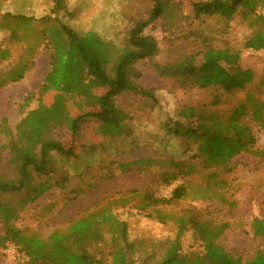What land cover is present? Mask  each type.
I'll return each mask as SVG.
<instances>
[{
	"label": "rangeland",
	"instance_id": "obj_1",
	"mask_svg": "<svg viewBox=\"0 0 264 264\" xmlns=\"http://www.w3.org/2000/svg\"><path fill=\"white\" fill-rule=\"evenodd\" d=\"M182 1L185 16L178 25L171 27L172 24L160 19L147 29L159 40V53L153 59L136 63L142 74L137 81L145 87H153L159 102L131 91L115 97L113 107L121 112L118 118L127 123L130 130L122 136L116 135L114 127L105 123L88 122L77 135L69 124L60 126L57 132L75 154L66 156L53 152L51 171L36 177V183H50V189L33 202H30L33 193L29 190L3 194L7 205L4 209L10 206L17 209L19 217L14 221L17 227L47 237L54 230L67 227L86 210L111 205L119 217L128 222L130 239L144 242L139 247V264H151L163 255L166 241L177 234L175 219L182 215L216 224L229 222L230 227L220 242L245 261L258 250H264V237L256 236L253 229L254 219L264 218V155L242 152L233 158L232 170L226 171L222 166L206 168L202 159L194 156L196 147L187 150L181 138L166 135L162 127L167 117H179L178 112L184 105L212 103L216 95H220L223 101L219 105H210V108L223 115L245 101L250 92L264 99V50L243 48L253 30L241 13L230 22L219 16L194 18L191 14L192 0ZM66 3L73 15L69 12H62L61 15L68 24L79 32L97 30L116 41L123 40L136 20L149 17L153 7L151 0H66ZM54 5L53 0H5L1 12L39 18L51 15ZM2 13L0 46L1 49L10 47L11 58L0 61V71L28 57V47L36 46L32 56L33 68L25 78L0 88V121L8 118L11 129L15 131L21 118L30 109L39 106L64 104L70 117L91 109L99 110V106L89 102V98L93 99L106 90L99 82L90 86L88 98L65 96L55 85L44 88L48 85L46 77L51 68L52 49L36 36V30L41 26L37 24L25 28L18 19H6ZM12 29L25 37L24 40L11 42L8 36ZM225 45L241 48L240 65L253 68L256 72L254 84L246 90L222 92L213 87H185L177 78L160 75L153 67L154 63L181 60L186 54H196L207 46ZM30 94H33L34 100L24 106L25 98ZM243 121L251 126L256 135V149L263 150L264 127L252 116H244ZM7 140V137H0L1 143ZM141 158L154 159L155 163L141 170L136 165L127 169L119 165L131 164ZM9 159L5 150L2 170L13 177L14 169L8 164ZM172 159L191 163L195 169L172 184H166L161 175L163 171L173 169ZM181 185L186 187V195L173 204L145 209L138 206L143 203L145 192L156 197H171L173 190ZM125 197H129L130 201L123 205ZM189 225L183 237L184 253L205 252L204 242L195 228ZM3 228L4 223L0 219V232ZM153 245L156 246L155 255L146 258L144 252L147 250L152 254ZM109 251V246L104 247V253ZM24 260V253L17 245L0 248V264H22Z\"/></svg>",
	"mask_w": 264,
	"mask_h": 264
},
{
	"label": "trees",
	"instance_id": "obj_2",
	"mask_svg": "<svg viewBox=\"0 0 264 264\" xmlns=\"http://www.w3.org/2000/svg\"><path fill=\"white\" fill-rule=\"evenodd\" d=\"M0 0V13L2 3ZM55 5L51 15L43 17L24 14L2 13V17L18 19L25 28L40 25L36 36L51 49L50 71L46 77L48 85L44 88L58 87L63 94L88 98L87 91L94 83L102 84L106 90L89 102L99 106V110H89L70 117L66 105L36 107L30 109L17 123L15 131L11 129L8 118L0 121V219L4 223L0 232V248L17 245L25 255L22 264H139V247L143 241L130 239L128 222L121 219L111 205L95 210H86L67 227L54 230L47 237L29 233L14 223L19 215L16 207L5 208L3 194L19 193L29 190L33 193L30 202L35 201L50 189L51 184L36 183L37 176L47 175L51 171L53 152L70 156L73 148L65 145L57 129L69 124L77 135L84 130L86 123H105L114 127L115 134L122 136L129 132L128 124L118 118L121 112L113 107V99L124 92L131 91L159 102L153 87H145L137 81L142 74L136 63L153 59L160 51L157 37L147 32L149 26L160 19L166 20L171 27L179 24L184 17L182 0H151L153 7L149 17L136 20L127 30L122 41L107 38L97 30L79 32L64 20L62 12L72 14L66 0H53ZM264 0H192L194 18L219 16L226 22L232 21L238 13L253 30L246 39L243 48L254 51L264 50ZM11 42L24 40L14 29L9 34ZM35 46L27 49L28 57L15 62L8 69L0 71V88L21 81L33 68L32 56ZM242 49L230 45L224 47L207 46L196 54H186L181 60L160 64L154 63L155 70L163 76L177 78L183 86L213 87L222 92L247 89L256 80L253 68L240 65ZM11 58L10 47L1 49L0 61ZM62 96V95H61ZM33 94L25 98L24 106L31 104ZM223 101L216 95L212 103L193 106L184 105L178 112L179 117H167L162 127L170 137H179L190 150L196 147L194 156L200 157L204 167L222 166L232 170V160L242 152L264 155V149H256V135L251 126L244 122V116H252L264 127V99L250 92L245 101L235 105L227 115L212 110L210 105H219ZM122 115V114H121ZM9 154L14 169L13 177L2 170L4 151ZM154 159L141 158L134 163H121L127 169L136 165L138 169H148L154 165ZM173 169L163 171L161 177L166 184H172L179 177L191 174L195 166L184 160L171 161ZM140 208L173 204L186 195V187L181 185L173 190L171 197H156L145 192ZM124 204L130 201L125 197ZM23 204L22 207H24ZM3 210L5 212H3ZM178 226L174 238L166 241L163 255L151 264H264V250H258L249 260L235 256L225 248L220 239L230 223L219 224L199 221L194 216L182 215L175 219ZM189 224L197 231L205 244V252L183 251V237ZM256 236L264 237V218L253 221ZM108 234L110 237H108ZM109 246L110 251L103 252ZM103 247V248H102ZM145 251L146 258H152L156 246ZM144 256V255H143Z\"/></svg>",
	"mask_w": 264,
	"mask_h": 264
},
{
	"label": "built area",
	"instance_id": "obj_3",
	"mask_svg": "<svg viewBox=\"0 0 264 264\" xmlns=\"http://www.w3.org/2000/svg\"><path fill=\"white\" fill-rule=\"evenodd\" d=\"M263 13H264V7H263ZM25 256V255H24ZM22 257H21V255H19V259H21Z\"/></svg>",
	"mask_w": 264,
	"mask_h": 264
}]
</instances>
